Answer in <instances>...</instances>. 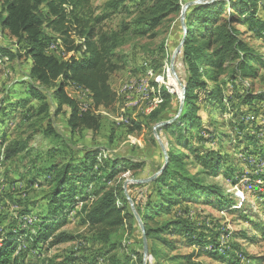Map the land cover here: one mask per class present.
Here are the masks:
<instances>
[{"label": "rangeland", "instance_id": "374dc122", "mask_svg": "<svg viewBox=\"0 0 264 264\" xmlns=\"http://www.w3.org/2000/svg\"><path fill=\"white\" fill-rule=\"evenodd\" d=\"M108 1L118 3L119 7L116 10L108 8L106 6ZM155 1L88 0L86 16L97 31L101 29L118 33V47L112 59L117 69L109 76L115 101L107 108L95 107L86 90H81L75 84H67L65 91L70 98L81 102L79 107L82 111L90 110L91 113L99 115L100 126L97 130L79 126L71 133L68 124L70 107L66 104L59 105L53 98L60 80L46 86L35 82L48 105L47 110H40L43 101L33 97L27 87L31 81L29 72L32 60L23 50H17L16 38L11 36L7 29L0 28V46L11 47L17 51V54L11 57L0 55V232L9 225L12 227L17 225L15 221L22 222V227L32 231L37 227L41 217L47 218L45 215L53 217L47 200L49 191L53 189V176L66 163L77 165L85 149H98V161L110 162L112 159L125 157L140 164L139 168L133 170L119 169L111 183L122 184V187L126 180L147 178L160 169L158 166L163 164V154L153 133V127L158 122L171 124L181 114L180 112L177 116L178 96L170 91L171 87L180 94V87L169 72V65L183 32L179 24L180 11L168 14L154 27L148 23L149 17L152 16L148 6ZM187 1L189 0H179V3L182 6ZM2 2L3 0H0V9ZM255 8L258 17L264 21V0H258ZM231 11L226 6L223 16L226 17ZM102 15H106V18L98 21ZM44 29L53 36L61 35L50 28ZM238 29L248 47L264 57V31L262 37L253 28L238 26ZM67 36L69 41L75 43L83 41L77 28L71 30ZM64 49L66 46L56 41L48 47L49 51L54 52L46 53L54 54L59 59L66 58L71 53L65 54ZM174 67L182 82L184 66L180 52L174 58ZM220 78L227 79L225 74ZM163 88L171 95V102L159 116V120L154 122L149 113L162 103L163 98L160 94ZM223 88L230 100L228 113L214 114L212 104L199 103L200 109L197 113L199 121L194 123V127H188L193 137L184 139L182 145L175 142L176 127L180 126L181 122H177L173 132L161 129L162 126L157 132L162 141L171 142L172 151L180 153L190 173L200 171L193 160L194 155L190 147L200 145L198 138L200 135L206 137L202 132L206 128L213 129L218 134L222 139L221 144L214 141L206 143L207 146L219 151L222 157L217 175L209 176L205 173L197 175L203 184L215 185L222 190L223 197L227 199V204L224 201L226 206L222 207L226 208L220 209V204L214 197L209 198L207 203L205 196L181 203L179 207L186 209L187 215L195 221L202 235L218 232L220 246L235 242L240 248L239 251L264 257V102L253 101L250 106L243 102L247 94L264 93V67L257 70L255 77L230 82L226 86L223 85ZM136 90L147 92L144 95H136L135 105L130 107L133 96L127 95V92ZM209 111L211 113H208ZM244 115H247L244 117L245 132L253 133L257 124L263 126L256 135L257 146H253V143L245 138L244 133H237L235 122L242 120ZM15 146H23V149L3 159L5 148ZM92 182L91 187L80 191L76 197L77 202L72 205L65 220L59 219L53 225V232L67 231L77 235V239L49 248L46 244H39L32 253L28 252L25 263L70 264L69 262L73 261L66 260L75 257L76 264L103 262V245L90 238L89 230L75 217V210L91 200L88 195L91 190L94 191L93 187H98L102 183L101 180ZM131 184L133 182L127 184L128 192V186ZM148 193H152V189L148 192L144 189V193L131 192L133 198L135 200L139 198L142 203ZM79 195H83V198ZM23 205H27L29 214L19 213ZM174 209H178V206L172 208L171 213ZM170 214H164L156 219L159 221L167 219ZM49 225L51 226L52 222ZM235 231H244V237H232L231 234ZM251 237L255 238L253 243L248 240ZM113 239L121 243L117 252L122 257L123 253H129L131 249H140L142 241L140 227L134 220L130 229L128 224L119 227ZM21 246L25 247L26 244ZM210 246L208 243L204 247ZM176 247L175 250H166V254H188L198 251V247L183 243ZM197 259L203 264H225L208 254H202ZM241 263L248 262L243 257Z\"/></svg>", "mask_w": 264, "mask_h": 264}, {"label": "trees", "instance_id": "16d2710c", "mask_svg": "<svg viewBox=\"0 0 264 264\" xmlns=\"http://www.w3.org/2000/svg\"><path fill=\"white\" fill-rule=\"evenodd\" d=\"M256 2L258 0H227V2L215 0L211 3L196 4L187 9L186 36L180 51L184 66L183 107L176 121L161 127L173 132L177 122H181V125L176 127V144L182 145L184 139L193 137L188 127H194V123L199 121L197 115L200 109L199 103L212 104L215 109L214 114L228 113L230 100L224 93L223 85L226 86L240 79L253 78L257 70L264 67V57L248 47L238 29V26H247L263 37L264 21L257 15ZM87 4L88 0H3L0 9V28L7 29L10 35L16 38L17 50H23L32 60L29 72L31 81L27 87L33 97L43 101L41 111L47 110L48 105L35 82L46 86L60 80L54 90L53 98L59 105L66 104L70 107L68 124L71 133H74L79 126L97 130L100 126V118L90 110H81L77 101L66 94L67 84H75L81 90H86L95 107L107 108L115 101L109 76L117 69L112 59L118 47V33L101 29L97 31L86 16ZM106 6L113 10L119 7L114 1H108ZM226 6L232 11L224 17ZM148 10L152 16L146 19L154 27L168 14L179 13L181 5L179 0H156L148 6ZM103 18H106V15L100 16L97 20ZM44 28H50L61 35L53 36ZM74 28H77L83 41L75 43L68 40L67 35ZM56 41L66 46L64 53L71 54L59 59L54 54L46 53V51L54 52L49 51L48 47ZM15 54H17L16 49L0 46L1 56L11 57ZM224 74L227 79L220 78ZM160 95L163 98L162 103L149 113V117L154 122L159 120V116L171 102V95L165 88L161 90ZM253 101L264 102V93L247 94L243 100L249 106ZM246 116L235 122L237 133H244L245 138H248L253 146H257L256 135L263 126L257 124L253 133L245 132L244 117ZM204 130L202 132L206 137L200 135L198 138L200 145L191 146L190 150L193 152L196 166L200 168L197 172L216 176L222 157L219 151L207 146L206 143L214 141L221 144L222 139L213 129ZM163 143L168 155V162L163 171L150 182L133 183L128 186V193L144 225L148 243L146 264H203L197 259L202 254L218 258L225 264H242L243 257L246 258L247 264H262L264 257L239 251L240 248L235 242L220 246L218 232L202 235L198 231L199 227L195 225V221L187 215L186 209L179 205L195 200L199 196H205L207 203L209 198H217L220 209H223L226 208L222 206H226L227 199L223 197L219 187L205 185L199 179L198 173H190L180 153L170 148L169 140H163ZM22 149L23 146L6 147L3 151V159L15 155ZM98 154V149H85L77 165L66 163L62 169L55 172L53 189L47 196L53 217L48 215H45L47 218L41 217L37 227L34 226L35 229L32 231L22 227V222L17 223V221H15L17 225L13 227L9 225L7 229H1L0 264H27L25 259L28 252L32 253L39 244H46L49 248L59 243L75 241L77 235L67 231L53 232V225L59 219L65 220L68 211L77 202L76 197L80 191L88 186L91 187L92 181L97 180H101L102 183L98 187H93L94 191H90L88 198L91 200L75 210V217L89 230L90 238L100 242L104 248L103 262L92 261L91 264H137V262L143 264L142 241L140 249H131L129 253H123L122 257L118 255L117 249L121 247V243L113 239V235L125 224H128L130 229L135 218L124 196L122 184L111 183L120 168L133 170L139 168L140 164L125 157H118L110 162L98 161ZM144 189H147V192L152 189V193L144 197L143 203L139 198L135 200L131 192L144 193ZM79 196L83 198V195ZM177 206L178 209H174L171 213L172 208ZM29 212L27 205H23L19 210L21 215H27ZM164 214H170L169 218L161 221L156 219ZM50 222H52L51 226ZM231 235L244 237L245 233L235 231ZM173 236L175 238H171ZM254 239L251 237L248 240L253 243ZM181 243L198 247V251L188 254H166V250H175L176 245L179 247ZM208 243L211 246L204 247ZM22 244L26 246L22 247ZM235 250L238 252H234ZM74 259L76 260V257ZM74 259L66 261H73L69 263L76 264Z\"/></svg>", "mask_w": 264, "mask_h": 264}, {"label": "water", "instance_id": "95a60500", "mask_svg": "<svg viewBox=\"0 0 264 264\" xmlns=\"http://www.w3.org/2000/svg\"><path fill=\"white\" fill-rule=\"evenodd\" d=\"M214 1L215 0H191V1L185 2L181 6L180 15H179V24L181 26L183 35H182V38H181L179 44L176 46V48L174 49V51L172 53V56H171V59H170V65H169V72L173 76L176 77L177 84L180 87V94L178 95L179 110H178L177 116L180 114V112L182 110V107H183L184 96H185V85L181 82V80L177 76V72H176L175 67H174V58L181 51V48L183 46L184 39H185V36H186V24H185L186 11H187V9L189 7H191L193 5L211 3V2H214ZM168 123L169 122H158L153 127V133H154V135L156 137L157 142L159 143L160 149H161L162 154H163V164L160 167V169L158 171H156L155 173H153L151 176L147 177V178L126 180L124 182V185H123L124 196H125V198H126V200L128 202L130 210H131V212H132V214H133V216L135 218V221L137 222V224L140 227V231H141V235H142V262H143V264H146L147 257H148V243H147V239H146L145 232H144V225H143V223L141 221V218H140L139 214L137 213V211L135 209L134 203H133V201H132V199H131L128 191H127V184L129 182L139 183V184L150 182V181L154 180L163 171V169L165 168V166H166V164L168 162V155H167L166 147H165L163 141L161 140V138L159 137L157 129L159 127H161V126H164V125L168 124Z\"/></svg>", "mask_w": 264, "mask_h": 264}, {"label": "built area", "instance_id": "2783aa9c", "mask_svg": "<svg viewBox=\"0 0 264 264\" xmlns=\"http://www.w3.org/2000/svg\"><path fill=\"white\" fill-rule=\"evenodd\" d=\"M170 91L173 92V93H176V95L178 96L179 94H177L176 91H174L171 87H170ZM147 91L145 90H136V91H128L127 92V95H132L133 96V103L130 107L134 106L135 105V102H136V95H144ZM77 104L78 106L81 105V102H78L77 101ZM129 107V108H130Z\"/></svg>", "mask_w": 264, "mask_h": 264}, {"label": "bare ground", "instance_id": "6f19581e", "mask_svg": "<svg viewBox=\"0 0 264 264\" xmlns=\"http://www.w3.org/2000/svg\"><path fill=\"white\" fill-rule=\"evenodd\" d=\"M174 78H175V80L177 81V79H176V77L175 76H173Z\"/></svg>", "mask_w": 264, "mask_h": 264}, {"label": "crops", "instance_id": "0c3cea01", "mask_svg": "<svg viewBox=\"0 0 264 264\" xmlns=\"http://www.w3.org/2000/svg\"><path fill=\"white\" fill-rule=\"evenodd\" d=\"M189 1H191V0H189ZM188 2V1H187Z\"/></svg>", "mask_w": 264, "mask_h": 264}]
</instances>
